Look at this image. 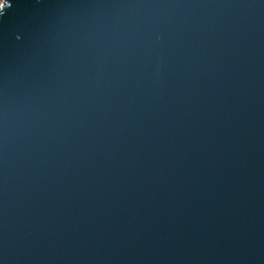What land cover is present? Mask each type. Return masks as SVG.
<instances>
[{
    "label": "water",
    "instance_id": "obj_1",
    "mask_svg": "<svg viewBox=\"0 0 264 264\" xmlns=\"http://www.w3.org/2000/svg\"><path fill=\"white\" fill-rule=\"evenodd\" d=\"M0 264H264V0H1Z\"/></svg>",
    "mask_w": 264,
    "mask_h": 264
},
{
    "label": "rangeland",
    "instance_id": "obj_2",
    "mask_svg": "<svg viewBox=\"0 0 264 264\" xmlns=\"http://www.w3.org/2000/svg\"><path fill=\"white\" fill-rule=\"evenodd\" d=\"M0 2H1V0H0Z\"/></svg>",
    "mask_w": 264,
    "mask_h": 264
}]
</instances>
